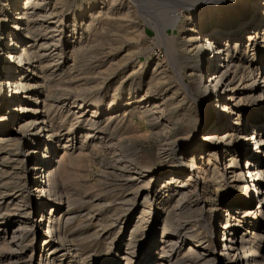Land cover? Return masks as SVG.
Returning a JSON list of instances; mask_svg holds the SVG:
<instances>
[{
    "label": "bare ground",
    "instance_id": "obj_1",
    "mask_svg": "<svg viewBox=\"0 0 264 264\" xmlns=\"http://www.w3.org/2000/svg\"><path fill=\"white\" fill-rule=\"evenodd\" d=\"M139 1L142 9L153 5L81 0L69 18L47 7L49 0H0V232L3 239L10 233L6 264H264V0H226L214 12L189 10L181 20L174 7L190 9L200 0H155L152 24L177 33L162 31V57L145 56L137 71V46L116 49L142 35L130 10ZM48 16L59 17L55 27L71 26L76 35L84 29L91 42L110 43L117 55L80 82L75 71L59 65L60 50L36 44L33 35L54 24ZM201 50L202 64L193 65L189 59ZM75 51L73 60L92 55L82 46ZM116 80L105 104L103 94ZM53 105L72 118L50 114ZM118 111L121 119L127 116L128 128L137 113L158 120L161 131L180 128L186 136L161 142L160 167L149 153L115 149L118 163L110 165L119 171L114 176L120 191L108 203H92L91 218L76 217L58 183L75 162L67 148L79 132L83 143L99 139L117 146L104 125L119 119ZM190 112L191 121H183ZM179 140L186 148L176 150ZM226 185L230 191L221 195ZM77 218L85 221L80 227L73 225ZM127 228L125 252L109 255ZM24 236H31L28 255ZM97 245L104 247L99 258L90 254Z\"/></svg>",
    "mask_w": 264,
    "mask_h": 264
},
{
    "label": "rangeland",
    "instance_id": "obj_2",
    "mask_svg": "<svg viewBox=\"0 0 264 264\" xmlns=\"http://www.w3.org/2000/svg\"><path fill=\"white\" fill-rule=\"evenodd\" d=\"M80 1L81 0H65V1H60V2L56 3L55 0H49V4L47 5V7L55 6L59 10L61 9V11H63V14L65 17L71 18L73 11H74L75 4L79 3ZM151 1H153V2H150V0H149V2L152 3L153 5L149 4V8L142 9L143 6L140 5L141 3L139 1L138 4L134 3L133 8L130 9V10H133V13L135 14L134 18L132 20L138 26L139 31L142 32V35L140 36L139 40L132 39L130 41H124V43L121 45V47L116 49V50H122V49L126 50L128 47H132V46H133L132 48L134 49L137 46L135 49L138 50L137 53L139 52V54H138L139 56H137V60L134 64L135 68L138 64V62H137L138 60H142V62H143V61H145L146 57H150L153 60L156 59V57H162L163 49H164L163 43L161 42L162 41V38H161L162 37V33H161L162 31L164 32V34H167V33L171 34L172 32L177 33V28H170V27H167L165 30L164 29L162 30L163 27H161L160 28L161 32H159L160 26L158 28H156V24L155 25L152 24V22H154L155 19H157L156 14H155L157 11L155 10L156 7L154 6L155 0H151ZM225 1L226 0H200L199 2H195V3L193 2L190 9L185 8L184 6L181 7L182 5L181 6L176 5L174 7L175 8L174 11H175V15H176L177 19L181 20L184 18V16L187 14V12L189 10H192L195 12H201V10L205 11V12H214L216 10L217 6L220 5L221 3L225 2ZM143 2L145 3L147 1H143ZM139 5L142 7H140ZM134 6H136V7H134ZM42 17L44 18V16L41 15V18ZM46 18L49 20V21L47 20V22L54 23V21H57L59 17L58 16H54V17L50 16V18H49V16H48ZM65 23H67V22L65 21ZM54 25H55V23L53 24V26H50V28L48 26V27L44 28V30H42L41 32H36L33 35L34 38L36 39V42H37L36 44H40L41 42L45 41L47 44H45L44 50H60L62 52V54L58 58L59 65L62 66L63 70H65L66 72L70 71V70L75 71L76 73L75 72L74 73L77 75V78L80 80V82L89 81V78L91 79L93 77L91 74H89L90 71H92L95 68H98V65L107 64V61H109L110 57H112L111 54L117 55L116 51H113L112 53L110 52V50H112L110 43L101 46V45H97L93 41L91 42L90 39H88L89 37L87 36L84 29H83L84 32L81 30L82 31L81 35L80 34L76 35V31L73 33L71 26H69V27L68 26L67 27H65V26L55 27ZM45 29H47V30H45ZM58 30H60V31H58ZM109 32L110 31H108V34L110 35L109 37L112 38L113 34L109 33ZM53 35H57L55 37L56 41L48 42L49 37L50 36L53 37ZM35 39H33V40H35ZM51 39H53V38H51ZM53 43H57V45H59V46L56 47L57 45L56 44L54 45ZM161 43H162V45H161ZM134 45H135V47H134ZM79 46L80 47L82 46L85 50L91 51L92 55L89 56L86 60L85 59H79L76 55H74L75 60H73L72 54H74V52L76 53L75 50ZM202 51L203 50H201L200 55H196L193 58L189 59L193 65L198 64V62H199V64H202V62H203V52ZM65 65H66V67H65ZM135 70L139 71L138 67ZM119 76L120 75H118V77ZM117 84H118V80H116V82L113 85H111L107 91L104 92L103 101L105 104H107L108 101L110 100V98L112 97L113 89H114L115 85H117ZM115 99H117V96ZM148 103H151V102L149 101ZM53 104H57V102H54ZM126 109H128V108L126 107L125 110ZM89 110H90V108H88L84 112L83 117L85 119L87 118V116H90L91 112ZM125 110L123 112H126V114H127V110L126 111ZM54 112H55V114H59L57 116L58 118L60 116L61 117L64 116V120H67V122L72 118V116H70L69 112L65 111L63 107L58 108V107H56V105H53L51 107L50 114L53 115ZM119 114H121L120 116H118L119 119H117L111 123L105 122V125L102 122V124H100V126H102V125L106 126L107 125L109 128V131L111 130V132H109L112 134L111 137L115 140V142H118L120 145L122 144L121 146L119 144L118 145L116 144L118 147L117 146H115V147H117V148H115L113 146L107 147V146H104L101 142L102 140H99V139H98L99 141L96 139H92V140L87 139L83 143L82 142L83 139H82V137H80V132H79V133H77V139L74 141L72 140V143H70L68 146L69 148H67V152H66L67 154L66 155L68 157L72 158V160L75 161L77 165H74L75 162L74 163L71 162L72 164L69 163L68 164L69 167L67 166L68 177L67 178L65 177L66 179L65 178L64 179L59 178L58 183L62 187V188L60 187V189H62V191H64V192L67 191V193H69V194H67L68 195L67 197H68L70 203L72 204L71 207H73V212H74L73 215L76 217H79V215H83V214H87V213H89V215L87 214L89 217L94 216L96 213L95 212L96 210H95V208H93L92 203L95 204L96 201H98V200H100L104 203H108L109 202L108 197H110L111 195H114L116 192L118 193L120 191L119 184H121V183H119V182H121V181L116 180V176H114V173L118 174L119 171L112 170V166L114 165L112 162L116 161L114 159H115V156H116L118 150H125V149L130 148L131 149L130 154H132V155L140 154L142 152L149 153L153 159L154 166L160 167L162 165V162L158 158L159 157L158 152L160 150L159 147H161V144H162L161 142L167 137H173V138L178 137V138H180L182 136L183 137L186 136L180 132V130H181L180 128H176V130H173V132H170V133L166 132V131H161L157 126V125H159L158 120L157 121L155 119L152 120V119L148 118L147 116L142 118L137 113L132 114L131 119L129 120L130 124H131V126H130L131 128L129 127L130 128L129 129L127 127V124H129V123L126 121L127 116L125 118L121 119V116L123 115L122 111H118L117 115H119ZM174 114L175 113H172V115H174ZM190 115H191L190 117H189V115H186L185 118L183 119V121H185V120H187V122L189 120L191 121L193 113L190 112ZM100 121H104V120L100 119ZM125 127H126V130H125ZM63 128H65V127H63ZM113 129H115V130H113ZM129 130L134 132V133L136 132L138 135L136 133L132 134V132H130ZM155 130H157V131H155ZM158 131L159 132L161 131V132L157 133ZM65 132H66V130L61 132L63 135H61L60 139L63 141H65L66 138L69 136V134H67ZM101 133H102V131L99 134H101ZM119 133H120V135H119ZM114 134H116V135H114ZM156 134H158L159 136ZM98 136L99 137L103 136V134L98 135ZM118 137H119V139H118ZM186 145L187 144H185L184 141L181 142L179 140V141H177L175 148H176V150L183 149V148H186ZM115 149L117 152L115 151ZM62 154H63V150H58V156L62 155ZM80 156L82 157V159L80 158ZM75 157H77V159H79V160L76 161ZM176 161L178 162V157H177ZM78 162H79V164H78ZM115 163H118V162L116 161ZM110 164H113V165H110ZM70 165H73V166H70ZM115 169H117V168L115 167ZM59 181H61V182H59ZM169 188L170 187L166 188L165 191H161L160 195H163L166 191H169L170 190ZM229 191H230V188L228 185H226L223 187V189L221 191V195H226V193H228ZM106 201H108V202H106ZM211 216H213V215L211 214L209 216V219L211 218ZM82 221L83 220L78 221V218H77V220H75L73 222L74 223L73 225L80 227V225H83L85 222V221H83V222ZM208 222H211V219L209 221H207V223ZM128 233H129V228H127L126 232H124L123 235L121 234L122 236H120L118 239H114V241H116V240L117 241L114 243L115 247L112 248V250L109 252V255L112 256V254H115L117 252L118 255L121 256L125 252V247H126L125 244H126V239L128 238ZM3 236H4V234L2 232H0V257L3 256L0 261L2 264L3 263L6 264V262L9 261L5 258V256H7V254H9V253H5L8 251V249H7L8 246L6 244V241H7V239L8 240L10 239V238H8L10 236V233L6 234V236L4 238L5 241L3 239ZM24 238H25L24 239L25 241L23 243V245L25 244V246L23 248L24 249V255H28L30 253V247L26 246V243L28 244V239H30L31 236H29V238H27V240H26V236H24ZM113 238H111L112 241H113ZM120 242H121L122 247L119 246ZM118 246H119V248H118ZM92 252L90 253L91 256H93V257L96 256V258H99L101 253L104 252V247H102L101 245L93 246ZM79 264H82V263H79Z\"/></svg>",
    "mask_w": 264,
    "mask_h": 264
}]
</instances>
